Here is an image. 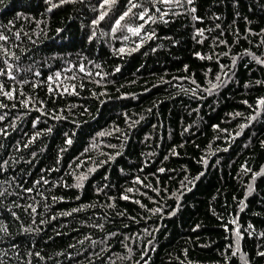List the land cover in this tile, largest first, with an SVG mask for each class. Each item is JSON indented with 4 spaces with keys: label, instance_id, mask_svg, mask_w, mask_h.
Returning a JSON list of instances; mask_svg holds the SVG:
<instances>
[{
    "label": "trees",
    "instance_id": "trees-1",
    "mask_svg": "<svg viewBox=\"0 0 264 264\" xmlns=\"http://www.w3.org/2000/svg\"><path fill=\"white\" fill-rule=\"evenodd\" d=\"M51 2L0 0V264H264V0Z\"/></svg>",
    "mask_w": 264,
    "mask_h": 264
},
{
    "label": "snow or ice",
    "instance_id": "snow-or-ice-1",
    "mask_svg": "<svg viewBox=\"0 0 264 264\" xmlns=\"http://www.w3.org/2000/svg\"><path fill=\"white\" fill-rule=\"evenodd\" d=\"M68 2H72V0H59V3L60 4H65V3H68ZM159 2L164 3V4H169V3L173 2V0H159ZM175 2L177 4H179V0H175ZM186 2L189 5H191L193 3V0H186ZM45 3H47V4L50 5V7L48 8V11H51V9L56 8L58 6L57 4L52 3L51 0H45ZM116 3H117V0H102V3L100 5V7L101 8H105V6H107V7L111 8V7L115 6ZM154 6H155V0H154ZM137 7H140V5L134 3L133 0H127V5L125 6V10L122 11L117 18H115L114 23L112 24V31H113V33L116 31L117 27L121 26V21H124L125 18L129 16V14L132 12V9L137 8ZM147 11L148 10L145 8L144 11H142V12H140L138 14V17L137 18L140 19V20H143L145 14L147 13ZM189 11L195 13L196 9L193 7V8H190ZM19 15H20V13H17V16H19ZM165 15H167V13H161L159 19L163 20V17ZM173 15H175V13H173ZM105 16H106V12L105 11H101L99 13V15L94 20H92V25H97L101 20H103L105 18ZM148 19H152V17H148ZM192 19L193 20H198L200 18L197 17V16H195V15H193L192 16ZM164 22L167 23V21H164ZM8 23L11 24L12 21H9ZM142 27H143V24L138 25L136 27L129 26L127 28V31L130 32V33H132V34H139V32H140V30H141ZM217 27H219V25H217ZM57 31H59V29ZM262 31H264V30H262ZM196 33L200 37H203V32L200 29H197L196 30ZM94 35H95V33L93 32L92 35H90L88 37V39L89 40H92V38H93ZM6 40H8V37L6 35H4L2 32H0V41H6ZM220 43L223 44L224 41L221 40ZM120 51L123 52V49H120ZM245 51H247V50H245ZM195 55L197 57L203 58L201 56V53H199V52L195 53ZM224 55H227V53H224ZM249 55H251V54L249 53ZM257 62L260 63V64H262V65H264V60H261V59L257 58ZM4 63L7 66V68L9 69V71L6 73L7 76H8V79L9 80L15 79V76L13 75L12 71L10 70L12 68V65L8 63V60L7 59L4 61ZM233 64H235V58H233ZM185 67H187V66H185ZM15 71L16 72H21L22 69L20 67H17L15 69ZM4 74L5 73L2 70H0V75H4ZM35 75H39V73L37 72V73H35ZM58 78H59V75L57 74L56 79H58ZM48 79L49 80H52L53 77L50 76V77H48ZM217 79L219 80V76L217 77ZM22 83H27V81L26 80L25 81H22ZM193 83H195V81H193ZM33 87H35V85H33ZM218 87H220V84L214 83V84H212L211 89H206V90L207 91H211L213 89H217ZM48 91L51 92L52 89L49 88ZM0 95L4 96L6 99H9V100L13 99V92L11 90L5 91L4 86L2 84H0ZM28 103L29 102L27 100H22L21 101L22 106L25 107V108L28 107ZM256 103H257V107L255 109V114L254 115H250V116L247 117L248 123H251L257 117H259L262 114H264V97H261L260 99H258ZM13 106H15V105H13ZM0 107H5V105L0 104ZM40 107L42 108L43 107V104H41ZM237 115H240V114L237 113ZM54 118H56V119H62V117H59V116H56ZM0 119H3V117L0 116ZM35 123H36V121H33V125L34 126H35ZM246 126H247L246 124H241L239 127L241 129H243ZM6 134L7 133H5V135ZM101 135H103V133H101ZM237 135H239V133H237ZM65 142L68 143V144H71L72 141H71V139H68ZM262 143H264V142H262ZM160 171H164V169H160ZM262 171H264V169H262ZM255 175H257V174H254V177H255ZM85 178L86 177L81 176L78 179L79 180H83ZM80 186L81 185L79 183H77L76 185H74V187H80ZM27 191H32V189H27ZM128 191L130 192V191H132V189H128ZM121 198L122 199H128V197H126V196H122ZM53 199H56V198L53 197ZM241 203H243V201H241ZM33 211H35V209H33ZM72 211L75 212V211H77V209H73ZM157 211H159V209H157ZM12 215L15 216V213H13ZM63 215H68V213H63ZM236 235L239 236V233H237ZM261 255H264V253H262Z\"/></svg>",
    "mask_w": 264,
    "mask_h": 264
}]
</instances>
